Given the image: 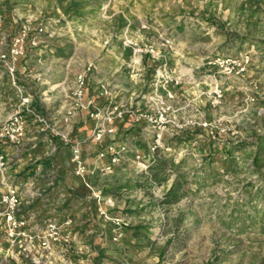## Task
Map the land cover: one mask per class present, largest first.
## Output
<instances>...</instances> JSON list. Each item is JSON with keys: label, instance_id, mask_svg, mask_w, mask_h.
<instances>
[{"label": "rangeland", "instance_id": "obj_1", "mask_svg": "<svg viewBox=\"0 0 264 264\" xmlns=\"http://www.w3.org/2000/svg\"><path fill=\"white\" fill-rule=\"evenodd\" d=\"M23 23L31 25L32 36L44 28L31 55L38 48L47 50L41 54L46 59L74 55L75 72L87 57L97 63L102 55H117V63H105L117 67V103L154 119L165 111L163 142L171 150H164L176 163L184 161L183 170L197 172L190 176L195 192L169 207L156 201L177 179L172 170L162 185L111 192L131 179L144 180L135 151L149 154L158 123L133 120L117 130V142L129 145L117 170L87 178L97 194L116 202L109 207L100 198L99 204L76 174L70 148L60 138L44 142V132L30 120L41 142L32 148L29 166L13 173L39 184L35 202L23 210L60 222L70 216L78 233L58 243L61 252L55 249L50 264H264V0H0V53ZM127 39L144 52L127 46ZM151 47L156 55L146 52ZM245 52L252 63L244 73L227 74L214 63ZM161 68L168 82L159 78ZM156 92L163 103L151 99ZM81 142L84 148L94 143L91 134ZM60 151L62 162L56 159ZM181 216L180 233L189 239L174 252L167 242ZM119 230L123 236L115 240ZM36 257L35 251L1 249L0 264H36Z\"/></svg>", "mask_w": 264, "mask_h": 264}, {"label": "built area", "instance_id": "obj_2", "mask_svg": "<svg viewBox=\"0 0 264 264\" xmlns=\"http://www.w3.org/2000/svg\"><path fill=\"white\" fill-rule=\"evenodd\" d=\"M37 34L32 36V27L29 23H23L20 31L16 34L11 41L10 47L7 52L0 53V66L3 67L11 77L13 87L20 93V102L15 111L0 125V184L3 191L0 193V217L4 219L5 238L9 244L8 249H24L25 251H35L37 257L35 258L36 264H50L52 256L55 254V249L58 243L63 238V227L55 221H50L45 230L32 233L28 230L30 219L21 216L22 198L19 188L11 181L7 175L9 159L3 151L5 145H12L20 147L27 135L28 121L27 117L30 116L38 126L45 130L54 137H59L65 145L72 149V161L74 163L75 172L77 175L85 178L89 176L91 171L87 166L82 152L83 143L81 141L75 142L72 140L70 132L61 129L56 123L52 122L44 113L34 108L33 96L25 93L23 87L20 85L17 76V65L20 59L26 54L27 44L38 46V35L44 32V28L37 29ZM169 42V40H167ZM126 45L135 49L137 43L133 39H127ZM136 51L144 52L145 49H135ZM146 52L156 55L155 49L151 47ZM214 63L222 68V70L231 74L244 73L249 65L252 63V54L250 52L241 53L238 56H219L215 59ZM158 76L168 82V72L165 68L158 71ZM179 83L178 80H176ZM84 74L78 77V86L75 91V98L77 105L80 108H86L83 103L84 87H85ZM219 97H222V90H216ZM101 93L104 96H109L110 89L106 84L101 85ZM170 97H173L170 95ZM153 100L162 101L163 98L157 92L151 97ZM164 101H162L163 103ZM74 109L70 115L75 114ZM127 116H131L134 121L146 119L158 123L156 130V137L154 143L150 147L149 154L139 152L136 155V162L141 166L142 170L148 169V164L154 156L157 148L171 150V147H166L163 142V135L165 130L164 123L166 122L165 111H160L158 118L148 117L145 114H137L127 109L123 104H111L105 111L96 110L91 114L95 119V126L91 133V139L95 144L104 145L99 153V158L108 159L107 164L103 166L104 172H112L118 166L125 153L128 151L129 145L126 142L119 143L116 139L117 129L116 122L123 120ZM69 116L65 118V122H70ZM90 186L89 183H87ZM115 200L111 196L104 198V205L114 207ZM101 214L108 216L107 211L102 206L100 208ZM118 227H121L123 220L120 218L114 219ZM72 220L66 221L65 225H71ZM123 236V232L119 230L115 236V240H119ZM4 249L0 243V251ZM128 264V263H125Z\"/></svg>", "mask_w": 264, "mask_h": 264}, {"label": "crops", "instance_id": "obj_3", "mask_svg": "<svg viewBox=\"0 0 264 264\" xmlns=\"http://www.w3.org/2000/svg\"><path fill=\"white\" fill-rule=\"evenodd\" d=\"M105 44H107V41ZM31 47V44L28 43L26 54L19 61L17 67L18 81L23 87L24 92L33 96L34 106L45 112L46 116L52 122L61 127V129L70 132L73 141L79 142L90 136L95 126V119L91 117L93 112L96 110L105 111L111 104H122L117 103V67L113 66L110 69V67L106 65L111 58L113 59L114 63H117V59H115L117 58V55H102L100 56L99 62L97 63L95 61H91L92 59L90 57H87L85 58L87 63H85L83 70L75 72L73 68V63L76 61L73 59L74 55L68 59L65 54L51 53L49 58L46 59L45 57H42L41 54L42 52H47V50L44 51L43 49L38 48L35 50L38 52L31 55ZM53 51L54 49L49 50V52ZM44 59H46V61H43ZM38 62L41 65L37 64ZM60 62H63L64 64L63 67L60 66V68H63L61 70H59L60 68L58 66V63ZM81 74H84L86 82L84 87V97L82 100L86 105V108H80L76 106L77 100L74 95L78 86V77ZM102 84L109 86L111 93L109 96L102 95ZM19 102L20 93L13 87L11 77L8 72L0 66V125L15 111ZM72 109L76 111L75 114L70 115ZM67 116L70 117V122H65V118ZM28 117V130L23 144L20 147H15L12 145H5L3 147V151L9 159L7 175L19 188L22 198L21 216L25 217L26 219H30L28 230L32 233H38L45 230L50 221H55L60 225H64L62 240L68 241L67 239L69 237L74 240L78 233H74V219H72L70 216L65 217V219L60 222L56 218L51 217L46 220L40 217V215H38V213L35 211L25 212L23 210L25 203L30 204L35 202V196L38 194L37 186L39 184L37 180L33 179L32 177L23 181L17 180L15 178V174L13 173V171L20 172V170H25L27 166H29V160H31V150L34 148V146L41 142V140L38 139V136L32 132L30 121L32 118L30 117L31 119H29ZM130 122H134L131 116H127L123 120H118L115 124L116 129H126ZM38 130L44 132L45 137L42 136L44 138L43 141L48 142L49 145L54 144L53 138H59L54 137L51 135V133L42 130L40 127L37 129V131ZM122 142L123 141H120L119 143ZM103 146L104 145L92 143L87 148H83V158L91 171L89 176L93 174L101 175V173L105 175L114 173L117 170V166L112 172H104L102 169L103 166L108 162V159L98 157V153ZM68 148H70L71 159L72 149L70 146H68ZM62 151L56 154V159L59 162H62L60 158ZM26 152H29L28 156ZM135 152L139 153L144 151L136 150ZM70 159L68 160L69 162ZM16 165L18 166L16 167ZM14 167L15 169L13 170ZM89 176H86L85 178L82 177L86 183L85 185L87 189L94 191L95 198H101L104 200L106 196L102 197L100 191H97V194L95 192V188L89 181H87ZM87 183H89L90 186H88ZM2 191L3 188L0 184V193ZM88 198L90 199L91 197L88 196ZM101 199L98 200L99 204ZM69 219L72 220V224L65 225L66 221ZM4 232V219L0 217V243L4 249H8L9 244L5 238ZM86 233L88 234L90 231H86ZM59 244L56 246V252L58 253L61 252L59 249H62L60 248ZM85 248V250L89 249L88 245ZM111 253L115 254L112 251Z\"/></svg>", "mask_w": 264, "mask_h": 264}, {"label": "trees", "instance_id": "obj_4", "mask_svg": "<svg viewBox=\"0 0 264 264\" xmlns=\"http://www.w3.org/2000/svg\"><path fill=\"white\" fill-rule=\"evenodd\" d=\"M181 138L182 140H188V137L185 135H181ZM227 158H229L230 160L234 159V157L231 155L227 156ZM183 162L176 163V160L173 157L169 156V154L164 149L157 148L153 158L148 164V169L147 171H145L146 173L143 172L140 175L144 178V180L131 179L128 183L112 187L110 191L113 193H117L118 195L136 187L150 188L151 186H149V183L162 185L167 180L169 171L172 170L177 172V179L174 181L170 189L166 192L164 197L156 202H158L157 204L163 207L176 205L195 192L193 191V177L190 176L195 175L197 172L183 170L185 166ZM183 222V216L175 220V229L173 235L167 242V246L174 247V252L184 250L189 239V235L187 233L182 235L180 233V226L183 224Z\"/></svg>", "mask_w": 264, "mask_h": 264}]
</instances>
